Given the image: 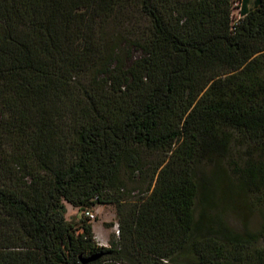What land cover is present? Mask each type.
Returning <instances> with one entry per match:
<instances>
[{"label":"trees","instance_id":"trees-1","mask_svg":"<svg viewBox=\"0 0 264 264\" xmlns=\"http://www.w3.org/2000/svg\"><path fill=\"white\" fill-rule=\"evenodd\" d=\"M236 1L0 0V264H264V0Z\"/></svg>","mask_w":264,"mask_h":264},{"label":"rangeland","instance_id":"rangeland-1","mask_svg":"<svg viewBox=\"0 0 264 264\" xmlns=\"http://www.w3.org/2000/svg\"><path fill=\"white\" fill-rule=\"evenodd\" d=\"M251 8L253 7L251 6ZM234 17L236 19V15ZM139 182L141 181L137 179V182L130 184L129 187L134 189L136 187H142L138 185ZM64 206L66 220H70L71 218H76L79 216L78 211L74 207L67 203H64ZM114 210L115 209L111 206H100L94 208L92 212L95 215V220L91 221V225L95 241L101 244H105L107 246L113 244L118 247L119 241L121 239V234H114V226H117L118 230L120 231L118 217L115 216ZM126 210L127 209L123 208L122 212ZM225 218L232 227L238 228V222L233 216V214L227 213Z\"/></svg>","mask_w":264,"mask_h":264},{"label":"built area","instance_id":"built-area-1","mask_svg":"<svg viewBox=\"0 0 264 264\" xmlns=\"http://www.w3.org/2000/svg\"><path fill=\"white\" fill-rule=\"evenodd\" d=\"M234 8H235L234 14L236 15V19L235 20H238V19H240V15H239L240 2L238 0L235 2ZM82 214H83L84 218L88 219L90 222L95 219V215L90 210H84L82 212ZM113 228H114V234L118 235L119 234V230H118L117 226H114ZM95 242H96L98 247H104V248H108L109 247V246H107L105 244L98 243L97 241H95Z\"/></svg>","mask_w":264,"mask_h":264},{"label":"crops","instance_id":"crops-1","mask_svg":"<svg viewBox=\"0 0 264 264\" xmlns=\"http://www.w3.org/2000/svg\"><path fill=\"white\" fill-rule=\"evenodd\" d=\"M253 3H254V0H243V7H244V9H251V6H253ZM78 214L80 215L79 212H78Z\"/></svg>","mask_w":264,"mask_h":264},{"label":"water","instance_id":"water-1","mask_svg":"<svg viewBox=\"0 0 264 264\" xmlns=\"http://www.w3.org/2000/svg\"><path fill=\"white\" fill-rule=\"evenodd\" d=\"M98 257H99V255L93 256V257H89V258H86V259H81L80 261H81L82 264H87V263L95 261Z\"/></svg>","mask_w":264,"mask_h":264}]
</instances>
